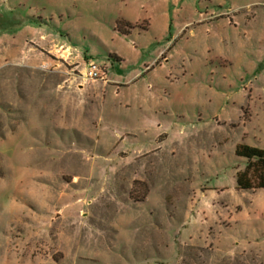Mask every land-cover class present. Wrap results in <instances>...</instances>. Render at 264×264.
<instances>
[{
  "label": "rangeland",
  "instance_id": "obj_1",
  "mask_svg": "<svg viewBox=\"0 0 264 264\" xmlns=\"http://www.w3.org/2000/svg\"><path fill=\"white\" fill-rule=\"evenodd\" d=\"M239 144L264 149V0H0V264H264Z\"/></svg>",
  "mask_w": 264,
  "mask_h": 264
},
{
  "label": "trees",
  "instance_id": "obj_2",
  "mask_svg": "<svg viewBox=\"0 0 264 264\" xmlns=\"http://www.w3.org/2000/svg\"><path fill=\"white\" fill-rule=\"evenodd\" d=\"M236 155L246 162L244 170L237 173V187L241 191L264 189V149L239 144Z\"/></svg>",
  "mask_w": 264,
  "mask_h": 264
},
{
  "label": "crops",
  "instance_id": "obj_3",
  "mask_svg": "<svg viewBox=\"0 0 264 264\" xmlns=\"http://www.w3.org/2000/svg\"><path fill=\"white\" fill-rule=\"evenodd\" d=\"M50 37H52V36H49V35H46V36H41V38H42V40L44 41V39H46V38H50ZM63 41H61L60 39H59V41H58V43H62ZM65 47V46H64ZM65 48H67L68 50H69V57L68 58H70V57H72L73 58V64H74V61H76L77 60V63H80V66H82L84 69H86V67H87V65H88V63L89 62H91L90 60L88 61H85L84 60V58H83V55H81L80 53H75V51L73 50V47H71V46H67V47H65ZM115 56H116V58H117V60H119V61H121V60H123L122 59V57L120 56V55H117V54H115ZM67 59V58H66ZM78 59H80V60H78ZM106 67V66H105ZM107 68V78H108V82L110 83V84H117V82H119V80H122L121 78H114L113 77V79H109V76L111 75L110 74V67L109 66H107L106 67ZM132 72H135V74H134V76L131 78V79H127L128 81H126V83H128V82H131V80L132 79H134V78H141V77H143L144 76V70H142V68L139 70V71H137V70H135V71H132ZM122 82H125V81H122ZM109 84V85H110ZM45 105H42L41 107H44ZM54 106V105H53ZM40 106L38 107V108H41Z\"/></svg>",
  "mask_w": 264,
  "mask_h": 264
},
{
  "label": "built area",
  "instance_id": "obj_4",
  "mask_svg": "<svg viewBox=\"0 0 264 264\" xmlns=\"http://www.w3.org/2000/svg\"><path fill=\"white\" fill-rule=\"evenodd\" d=\"M60 50H63V58L69 57V50L67 48H64V46H61ZM84 80L87 81H102V82H108L107 78V68L105 66H102L96 62H89L84 74H83Z\"/></svg>",
  "mask_w": 264,
  "mask_h": 264
}]
</instances>
